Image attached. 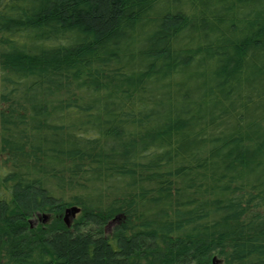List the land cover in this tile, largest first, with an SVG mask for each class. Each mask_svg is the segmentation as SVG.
Returning <instances> with one entry per match:
<instances>
[{
    "label": "trees",
    "instance_id": "16d2710c",
    "mask_svg": "<svg viewBox=\"0 0 264 264\" xmlns=\"http://www.w3.org/2000/svg\"><path fill=\"white\" fill-rule=\"evenodd\" d=\"M215 254L264 264V0H0V264Z\"/></svg>",
    "mask_w": 264,
    "mask_h": 264
},
{
    "label": "water",
    "instance_id": "95a60500",
    "mask_svg": "<svg viewBox=\"0 0 264 264\" xmlns=\"http://www.w3.org/2000/svg\"><path fill=\"white\" fill-rule=\"evenodd\" d=\"M80 209L77 206H71L65 209V214L63 216V221L66 224V226H70L73 217L75 216V214L79 213ZM116 220V218L114 219ZM114 220H112V222H114Z\"/></svg>",
    "mask_w": 264,
    "mask_h": 264
},
{
    "label": "rangeland",
    "instance_id": "374dc122",
    "mask_svg": "<svg viewBox=\"0 0 264 264\" xmlns=\"http://www.w3.org/2000/svg\"><path fill=\"white\" fill-rule=\"evenodd\" d=\"M64 214H65V211L61 213V215H62V220H63V216H64ZM78 216H79V213L75 214V216H74L73 219H72V222H73L75 219H77ZM50 220H51V217H50ZM31 222H32V224H36L37 220L34 219V218H32ZM72 222H71V224H72ZM65 225H66V224H65ZM70 226H71V225H70ZM67 227H69V226H67ZM106 229L109 230V229H110V226H108ZM221 259H222V258H221L219 255H216V254H215V255H212V256L210 257V262H211V261H214L212 264H222V260H221Z\"/></svg>",
    "mask_w": 264,
    "mask_h": 264
}]
</instances>
